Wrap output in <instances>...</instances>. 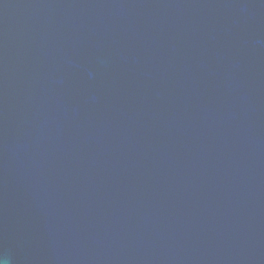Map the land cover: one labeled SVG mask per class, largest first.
<instances>
[{
  "label": "water",
  "instance_id": "water-1",
  "mask_svg": "<svg viewBox=\"0 0 264 264\" xmlns=\"http://www.w3.org/2000/svg\"><path fill=\"white\" fill-rule=\"evenodd\" d=\"M0 264H264V0H0Z\"/></svg>",
  "mask_w": 264,
  "mask_h": 264
}]
</instances>
